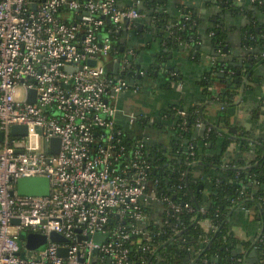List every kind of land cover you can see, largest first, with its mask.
<instances>
[{"label": "built area", "instance_id": "2783aa9c", "mask_svg": "<svg viewBox=\"0 0 264 264\" xmlns=\"http://www.w3.org/2000/svg\"><path fill=\"white\" fill-rule=\"evenodd\" d=\"M141 2L0 0V264H138L125 242L150 239L143 205L165 202L180 210L167 196L146 192L145 139L136 142L129 162L119 147V98L143 87L132 86L122 73L132 63L133 76L149 72L136 68L140 50L130 35L120 38L123 49L116 55L110 33L101 29L107 20L121 32L150 17L139 9ZM102 56L120 59L119 74L107 72ZM127 116L131 125L143 118ZM15 124L26 125L27 134L12 133ZM53 137L61 139L57 153L51 152ZM35 176L50 178V194H18V179ZM112 217L117 223L110 226ZM22 232L47 235L45 248H27ZM52 232L67 241H51ZM98 232L108 236L97 242Z\"/></svg>", "mask_w": 264, "mask_h": 264}, {"label": "trees", "instance_id": "16d2710c", "mask_svg": "<svg viewBox=\"0 0 264 264\" xmlns=\"http://www.w3.org/2000/svg\"><path fill=\"white\" fill-rule=\"evenodd\" d=\"M141 1L147 9L151 8L152 2ZM235 1L223 0L222 4L231 8L235 6ZM159 21L157 24L164 29L159 27L160 34L156 39L158 49L154 44V50L150 51H155L154 57L161 66L176 48L182 44H194L195 28L191 20H183L173 25L171 31H166L165 20L160 18ZM101 31L110 33L115 49L113 53L120 55L121 36L111 22L106 20ZM249 36L252 37L251 41L248 40L249 45L258 47L264 53V24ZM210 40L220 54L202 76L200 84L208 101L231 108L235 106L234 97L242 77L237 74L239 68H234L230 58L224 56L225 32L212 28ZM140 53H144V58L149 55L147 49L140 48ZM150 66L151 75L160 67L156 64ZM134 67L132 63L122 76L133 75ZM178 78L179 75L172 76L176 82ZM140 80L143 81V78ZM200 108L198 104L182 107L185 114L178 115L173 123L166 124L160 118L151 123L141 118L135 131L126 132L123 128L119 147L124 146L122 153L127 162L134 156L136 142L145 139L144 157L150 165L146 192L155 191L157 195L167 196L180 205V210L175 211L167 208L165 202L158 207L147 201L142 208L148 214L143 229L149 233L150 239L140 241L141 236H132L126 240V246L131 249L129 256L138 264H243L244 253L240 250L244 248L250 252L256 248L259 263L264 264V232L256 240H243L233 232L230 216L242 206L259 214L264 221V139H261L264 134L256 139L252 134L228 131L227 125L218 129L208 126L199 139L193 140L192 134L198 122H204ZM232 143L237 145L236 150L230 149ZM200 183L204 184V188H199ZM116 223L117 218L112 217L110 226ZM126 223L137 224V221L127 218ZM103 264L108 262L104 259Z\"/></svg>", "mask_w": 264, "mask_h": 264}, {"label": "crops", "instance_id": "0c3cea01", "mask_svg": "<svg viewBox=\"0 0 264 264\" xmlns=\"http://www.w3.org/2000/svg\"><path fill=\"white\" fill-rule=\"evenodd\" d=\"M246 1L254 4L257 2L258 10H254L253 5L247 6V3L228 8L223 6V0H149L150 3L152 2L149 10L152 12L155 10L153 16L165 20L166 31L168 29L171 31L173 25L182 23L183 20L192 21L195 28V47H193L194 44H182L180 48L172 51L170 59L157 68V73L151 75L149 81L143 80V87L141 86L138 92L128 91L121 95L118 102L121 109L117 119L119 125L127 132L135 131L136 126L127 128L129 123L127 114L147 120L152 117L160 118L168 124L167 122L175 121V118L180 115L179 111L182 107L187 108L195 104L200 107L205 106L206 116L211 119V122H215L217 111H222L223 107L217 103H209L200 82L218 56L216 47L210 40L211 30L216 27L225 32V46L229 51L224 56L231 57L232 63L242 62V66H234L241 70L242 77L234 97L236 112L226 117L223 123L229 127L235 126L238 133L252 134L257 137L256 139L264 134V75H262L264 67H261L264 64V53H261L258 47L249 45V41L252 40L249 34L264 24V0ZM119 4L131 6L132 1L119 0ZM158 19L156 21H159ZM161 26L157 24L154 27L160 30ZM152 27L151 22L150 24L145 22L144 34H148L149 37L137 43V47L142 50L147 49L149 53L145 56L148 60L137 59V63L143 66L150 60L151 51L154 48L152 46L155 44V49H158L156 39L160 33L156 35ZM125 28L135 30L136 26L131 23ZM162 29H164L163 26ZM120 36L122 40L126 39L124 30L121 31ZM135 41L133 40L132 43L136 44ZM125 43L129 45L126 41ZM153 59L157 61L156 58ZM173 75H179L177 82L172 79ZM127 79L132 86L139 85L141 82L133 75ZM200 131L196 126L192 134L194 135L193 140L203 135ZM164 145L167 146L166 140ZM236 148L237 145L232 143L230 149L236 150ZM205 193L209 194V191ZM157 209L161 212V209ZM230 216L231 228L239 238L256 240L262 236L264 221L256 212L240 207L235 209ZM204 227L207 228L206 223ZM240 251L244 253V260L250 257L246 249L242 248Z\"/></svg>", "mask_w": 264, "mask_h": 264}, {"label": "water", "instance_id": "95a60500", "mask_svg": "<svg viewBox=\"0 0 264 264\" xmlns=\"http://www.w3.org/2000/svg\"><path fill=\"white\" fill-rule=\"evenodd\" d=\"M131 1L133 3V0H131ZM242 3H243L242 0H236L234 7H238ZM248 3H247V6H252L253 5V9L254 10H258V7L256 5H254V3L250 2V1H248ZM139 9L145 11L146 14L148 16H150V17L153 15V13L155 11V10H153V12H152L151 10L147 9V7L144 4V2L140 3ZM150 17H148L146 19H143V20L137 21L135 30H124V35H126V36L130 35L131 36L130 37L131 40L132 39L136 40V46H138V44H137L138 42L145 41L149 37L148 34L147 35L144 34V29H145V22H148L150 24V22H151V18ZM128 22H129V20H125L124 24H127ZM152 28H153L152 31L154 33H156V35H158L159 34V30H157L154 26ZM137 31L140 32L139 36L137 34ZM118 34H121V32H118ZM122 49L123 48H121V50ZM139 50H140V48H139ZM224 50L226 52L229 51L227 46H225ZM216 52H217V50H216ZM139 54H140L139 58L144 59V53H139ZM219 54L220 53L217 52V55H219ZM155 55H156L155 51L152 52L151 55H150V58H149L150 60L147 61V64L142 66L141 64L137 63L136 68L137 69L144 68L146 71L149 72V68L151 67L150 66L151 64H156L157 66H160V63L155 62L154 59H153V58H155L154 57ZM101 58L104 60L107 72H112V73H115V74L118 73V70L121 67L120 59L114 61V60H111V56H102ZM229 58L231 60V57H229ZM145 59L148 60L147 58H145ZM258 59L260 60L261 58H258ZM88 62L90 64H92V65L96 64V60H89ZM232 64L234 66H238V65L242 66V62L232 63ZM249 66H252V65H249ZM261 67L263 68L264 64ZM156 73L157 72L155 70L154 74H156ZM237 74H241V70L240 69L237 71ZM262 75H264V72H262ZM137 77L139 79L143 78V80H148L149 81V79L151 77V74H148V76H146V77H143L142 75L138 74ZM141 82H143V81H141ZM263 83H264V80H263ZM31 93H34V91L31 90ZM209 103L216 104L214 101H210ZM204 109H205V106H202L200 108V112H201V115H202L203 120H204L203 125L199 126V127L197 126V129L201 130L200 131L201 134L205 133V131L208 128V126H213V127L215 126L217 129L220 128V126L225 127L226 125H225V123H223V121L225 120L224 117L225 116H230V115H232V114H234L236 112V107L235 106L231 107V108H225L224 107L222 109V111H217V116L214 118L215 122L212 123L211 121L206 119V117H205L206 113H205ZM222 119H223V121H222ZM216 122L220 123L219 126L215 125ZM131 126H138V123L136 122L133 125L128 123L127 128L131 127ZM27 130H28V127L26 125L15 124L12 127V133H14V134H16V133L27 134ZM227 130L231 131V132H234L235 134L238 133V131H237L235 126H230V127H228ZM2 135H3L2 132H0V138L2 137ZM186 141H189V140L186 139ZM60 144H61V139L59 137H53L51 139V142H50V145L52 146L51 147V152H54V153L59 152ZM199 188L200 189L204 188V184L200 183L199 184ZM50 192H51V181H50V178L47 177V176L22 177V178H19L18 181H17V193L20 194V195L47 196V195L50 194ZM240 207L241 206H239L237 209H239ZM102 236L107 237L108 234H101L100 232L96 233L94 235L95 241L100 242V239H101ZM49 238L51 239V241L59 242V243L67 241V239L63 235H61V234H59L57 232H52L50 234ZM20 239L21 240H26L25 241V246L27 248L40 250V249L45 248V246L47 244L48 236L45 235V234H38V233H30V234L27 235L26 233L22 232L21 235H20ZM59 254H61V255L65 254V249L63 247L59 248ZM249 255H250V257L248 259L244 260L247 264H259V259H258V256H257L256 248L252 249L249 252ZM245 262H243V264H245Z\"/></svg>", "mask_w": 264, "mask_h": 264}, {"label": "rangeland", "instance_id": "374dc122", "mask_svg": "<svg viewBox=\"0 0 264 264\" xmlns=\"http://www.w3.org/2000/svg\"><path fill=\"white\" fill-rule=\"evenodd\" d=\"M102 61H104L103 59H101ZM24 93V91L22 90V94ZM23 96V95H22Z\"/></svg>", "mask_w": 264, "mask_h": 264}]
</instances>
